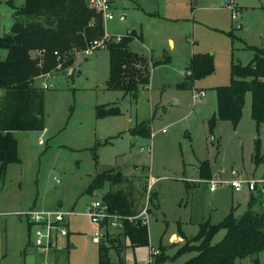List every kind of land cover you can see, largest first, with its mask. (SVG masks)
<instances>
[{
    "label": "rangeland",
    "instance_id": "1",
    "mask_svg": "<svg viewBox=\"0 0 264 264\" xmlns=\"http://www.w3.org/2000/svg\"><path fill=\"white\" fill-rule=\"evenodd\" d=\"M110 1L115 18L103 21L105 31L122 37L134 32L131 49L159 64L151 68L149 83L131 92L108 87L107 48L77 54L64 67L71 71L68 75L54 68L52 76L36 80L39 87L51 85L44 88V130L16 131L20 160L9 163L4 174L0 163L1 264H24L29 236L27 220L19 213L33 208L75 212L69 217L70 240L61 238L60 250L51 256L55 264H100V245L93 242L100 228L85 214L88 204L110 191L126 197L130 214H137L146 201L144 185L150 174L158 182L149 244L133 246L122 231L111 228L122 247L120 251L108 238L102 240L109 247L107 264H146L150 245L166 256L159 262L155 256V264H183L197 251H178L189 240L197 242L202 223L218 224L230 213L241 217L249 209L264 210V194L224 184L264 175V160L253 159L257 139L264 155V123L258 126L251 116V93L237 127L229 120H219L213 131L209 126L217 111L215 87L230 83L232 63L248 64L254 49L264 48V0ZM10 2L21 6L24 0H0V37L13 24ZM205 53L212 56L214 72L195 80L193 89L206 94L194 103L193 89L181 85L193 55ZM111 107L115 112L99 114ZM140 126L147 132H134ZM152 142V155L141 150ZM204 161L212 172L210 180L223 182L215 191L201 176ZM104 171L121 173L123 180L89 193L92 179ZM225 234L226 229H219L211 242ZM254 257L238 258L235 264H253ZM258 258L264 264V250Z\"/></svg>",
    "mask_w": 264,
    "mask_h": 264
},
{
    "label": "trees",
    "instance_id": "2",
    "mask_svg": "<svg viewBox=\"0 0 264 264\" xmlns=\"http://www.w3.org/2000/svg\"><path fill=\"white\" fill-rule=\"evenodd\" d=\"M14 7L11 34L0 37V163L4 174L9 163L20 160L16 131L44 130L45 92L37 86L36 80L42 74L56 68L58 61L54 54L64 57L65 69L74 63L77 52L83 50L94 39L104 34L101 14L90 7L87 0H24L21 6ZM141 37V36H140ZM135 33L130 32L120 41H112L110 50L109 88L135 91L140 85L149 83L150 71L155 64L130 47ZM142 38V37H141ZM1 50H6L1 53ZM45 50L40 64L39 57L33 53ZM253 59L248 64L232 63L231 78L228 85L215 87L217 111L209 119L213 131L219 120H229L237 127L245 105L246 94L252 95L251 116L259 126L264 123V48H255ZM4 57V58H2ZM214 72L210 54H194L187 67V81L182 88H194V82ZM116 108L100 109L99 114L115 112ZM144 126L134 129L138 134L144 132ZM256 163L264 160L260 156V142L257 139L253 155ZM201 176L212 177L209 163L201 165ZM123 180L121 173L104 171L91 181L88 192L93 193L106 183L116 184ZM112 210L124 214L131 213L126 197L112 194L110 191L102 198ZM226 229L222 240L212 243L215 233ZM133 246L148 245V226L128 223L123 231ZM117 245V239L107 237ZM197 242L191 240L181 247L178 254L195 250L197 254L183 264H235L238 258L255 256L253 264H260L258 254L264 250V210H247L241 217L228 214L220 223L206 221L201 224ZM117 243V244H116ZM99 247L100 264H107L108 246L101 242ZM122 245H117L121 251ZM28 247L24 255H28ZM166 256L160 253L157 261ZM1 264V258H0ZM155 264V262L153 263Z\"/></svg>",
    "mask_w": 264,
    "mask_h": 264
},
{
    "label": "built area",
    "instance_id": "3",
    "mask_svg": "<svg viewBox=\"0 0 264 264\" xmlns=\"http://www.w3.org/2000/svg\"><path fill=\"white\" fill-rule=\"evenodd\" d=\"M90 7L94 8L98 13L101 14L102 21L112 20L115 18V6L110 0H87ZM239 16L238 13L234 14L235 19ZM123 18V16H122ZM238 27H241L237 24ZM121 35H111L104 29V34L100 38L92 40L86 48L77 52V54L83 53L90 55L93 51L100 48H107L110 42L120 41ZM57 57L58 64L55 71L64 70V57L57 51L54 53ZM33 55L39 57L40 64L45 56V50H36ZM52 76L51 72L40 75L39 77ZM38 77V78H39ZM51 85L44 82L42 88H49ZM193 100L202 101L205 96V90L193 89ZM162 132H166V129H162ZM152 133V138L154 137ZM141 150L148 151L151 155L153 154V142L148 147H142ZM59 182V179H57ZM158 178L150 176L147 178L145 185V197L146 201L142 209L137 214H124L119 210H112L108 203L102 198H96L90 202L87 206L86 215L90 217L91 221L99 226V230L95 231L93 236L94 243H101L104 238L111 237L114 234L113 229L118 231H124L128 223L131 224H142L148 226L150 211L152 210V201L154 193L156 192V185ZM210 190L215 191L217 186L223 184L219 178L209 179ZM225 185L231 186L235 191H242L245 188L251 192H258L264 194V175L261 177H240L232 179ZM20 215H24L29 227V240L28 248L35 250L34 264H55L52 260L50 252L58 245V242L63 237H68L70 234L69 230V217L74 215L73 210H62V209H29L24 212H20ZM113 228V229H111ZM161 253L159 249L150 245L149 259L146 264H153L155 256Z\"/></svg>",
    "mask_w": 264,
    "mask_h": 264
},
{
    "label": "crops",
    "instance_id": "4",
    "mask_svg": "<svg viewBox=\"0 0 264 264\" xmlns=\"http://www.w3.org/2000/svg\"><path fill=\"white\" fill-rule=\"evenodd\" d=\"M140 39H142V38H140ZM3 50H1V52H2ZM3 53V52H2ZM153 68V67H152ZM67 71V70H66ZM73 71V70H72ZM64 72V71H63ZM62 72V73H63ZM71 73V71H68L67 72V75L68 74H70ZM204 90V89H203ZM246 101V100H245ZM126 178V177H125ZM126 180H128V179H126ZM146 185V184H145ZM145 185H144V193H145ZM156 193V192H155ZM144 204V203H143ZM25 207H28V205L26 204L25 205ZM7 212V211H6ZM23 212H24V210H23ZM0 213H2L1 211H0ZM27 234H28V236H29V227H28V224H27ZM112 234H114L113 236H111L113 239L114 238H116L117 237V235H118V233L116 232V231H113V233ZM117 234V235H116ZM70 235L68 236V237H66L67 239H68V241L70 240ZM59 242H60V240H59ZM59 242H58V245L50 252V255L53 257V255L54 254H56L59 250H60V247H59ZM68 246V245H67ZM67 246H65V249L67 248ZM24 249H26V247L24 248ZM28 252H29V250H28ZM29 254V253H28ZM23 256H24V264H26V258H27V255H24V251H23Z\"/></svg>",
    "mask_w": 264,
    "mask_h": 264
},
{
    "label": "water",
    "instance_id": "5",
    "mask_svg": "<svg viewBox=\"0 0 264 264\" xmlns=\"http://www.w3.org/2000/svg\"><path fill=\"white\" fill-rule=\"evenodd\" d=\"M7 34H11V31H9ZM67 72L68 71H64L63 74L67 75ZM34 263H35V255L33 253H29L26 258V264H34Z\"/></svg>",
    "mask_w": 264,
    "mask_h": 264
}]
</instances>
